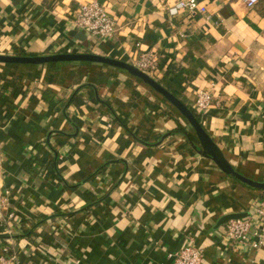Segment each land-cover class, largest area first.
Here are the masks:
<instances>
[{
    "label": "crops",
    "instance_id": "obj_1",
    "mask_svg": "<svg viewBox=\"0 0 264 264\" xmlns=\"http://www.w3.org/2000/svg\"><path fill=\"white\" fill-rule=\"evenodd\" d=\"M91 1L0 0V52L73 47L136 64L153 50L152 76L186 105L213 92L201 124L237 170L264 178V0H198L177 16L168 8L180 0H100L115 36L79 39L69 20ZM179 126L193 134L124 69L0 62V218L26 217L1 226L0 246L12 242L20 264H173L187 244L204 264H264V245H228L219 224L256 217L264 190L199 154Z\"/></svg>",
    "mask_w": 264,
    "mask_h": 264
},
{
    "label": "built area",
    "instance_id": "obj_2",
    "mask_svg": "<svg viewBox=\"0 0 264 264\" xmlns=\"http://www.w3.org/2000/svg\"><path fill=\"white\" fill-rule=\"evenodd\" d=\"M245 2L248 7H253L258 0H245ZM198 8V0H180L169 6L168 11L170 15L177 16L181 12L195 13ZM69 26L96 40L111 39L117 32L115 18L108 11L106 4L100 0L82 4L78 13L69 20ZM136 65L153 75L160 67V57L153 50H144L140 53ZM213 100L214 95L211 90H200L194 100L193 108L199 114H204L212 106ZM255 216L233 218L225 223L222 237L228 245L251 243L255 248L264 245V227L259 228L260 221L264 225V192ZM25 220L26 217L18 210H9L5 217L0 218V226L17 230L22 228ZM11 246L12 242L0 246V264H20L16 251ZM169 256L173 257V264H204L203 250L189 244L175 253H170Z\"/></svg>",
    "mask_w": 264,
    "mask_h": 264
},
{
    "label": "water",
    "instance_id": "obj_3",
    "mask_svg": "<svg viewBox=\"0 0 264 264\" xmlns=\"http://www.w3.org/2000/svg\"><path fill=\"white\" fill-rule=\"evenodd\" d=\"M70 34L79 39L86 38V35L83 32L77 31L75 29H72ZM0 62L9 64L35 65L57 62H96L124 69L132 76L139 78L145 84L151 86L154 90H156L160 95H162L166 100H168L173 106L177 108V110L187 120V122L191 125L195 132V140H193L189 135H187V137L192 143L194 149L199 154L212 159L226 174L234 177L247 186L259 190H264V180H258L245 175L244 173L237 170L226 159L218 144L208 134L204 126L199 122L188 105H186L180 98H178L173 92H171L168 88L158 82L150 74L141 70L136 64L92 52H61L42 55L0 54ZM229 220V217H227L225 218V220L220 221L219 224L226 223Z\"/></svg>",
    "mask_w": 264,
    "mask_h": 264
},
{
    "label": "rangeland",
    "instance_id": "obj_4",
    "mask_svg": "<svg viewBox=\"0 0 264 264\" xmlns=\"http://www.w3.org/2000/svg\"><path fill=\"white\" fill-rule=\"evenodd\" d=\"M70 50L71 51H67V52H73V51H75L74 49H73V47H71L70 48ZM93 53V52H92ZM0 54H10V53H2V52H0ZM52 54V53H51ZM11 55H25V54H11ZM152 76V75H151ZM153 77V76H152ZM139 79V78H138ZM140 80V79H139ZM157 80V79H156ZM158 81V80H157ZM158 82H160V81H158ZM161 83V82H160ZM162 84V83H161ZM162 85H164V84H162ZM165 86V85H164ZM151 87V86H150ZM166 87V86H165ZM152 88V87H151ZM167 88V87H166ZM153 89V88H152ZM169 89V88H168ZM154 90V89H153ZM154 91H156V90H154ZM157 92V91H156ZM158 93V92H157ZM159 94V93H158ZM160 95V94H159ZM163 99H165L162 95H160ZM166 100V99H165ZM168 101V100H167ZM169 102V101H168ZM174 108L176 109V111L179 113V116H181L182 118H183V120L186 122V127H184L186 130L188 129V130H190L193 134L192 135H194L195 136V132H194V130H193V128L191 127V125L187 122V120L182 116V114L177 110V108L174 106ZM258 180H264V178H258Z\"/></svg>",
    "mask_w": 264,
    "mask_h": 264
},
{
    "label": "trees",
    "instance_id": "obj_5",
    "mask_svg": "<svg viewBox=\"0 0 264 264\" xmlns=\"http://www.w3.org/2000/svg\"><path fill=\"white\" fill-rule=\"evenodd\" d=\"M188 107L193 111V113L195 114V116H196V118L199 120V122L201 123V116H200V114L193 108V107H191V106H189L188 105ZM120 123L122 124V125H124L127 129H128V127H127V124H126V122L125 121H123V120H120ZM177 132H184V133H186V134H188L192 139H195V137H192V135L191 134H189L188 132H186L182 127H180L179 126V128L177 129ZM2 228H1V226H0V231H2L1 230ZM1 237V236H0Z\"/></svg>",
    "mask_w": 264,
    "mask_h": 264
}]
</instances>
